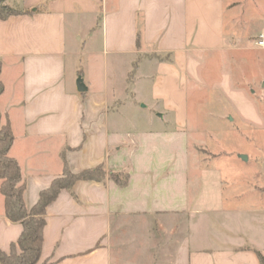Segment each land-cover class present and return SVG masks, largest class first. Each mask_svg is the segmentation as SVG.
Masks as SVG:
<instances>
[{"label":"crops","instance_id":"0c3cea01","mask_svg":"<svg viewBox=\"0 0 264 264\" xmlns=\"http://www.w3.org/2000/svg\"><path fill=\"white\" fill-rule=\"evenodd\" d=\"M3 4L22 12L0 18V79L5 87L0 112L15 137L10 156L21 168L27 207L63 177L65 165L74 174L101 165L107 173L102 182L77 181L47 207L40 264H133L130 249L139 264H261L258 219L247 216L252 211L221 209L218 224L227 236L222 233L220 246L212 247V236L199 218L202 168L197 195L191 197L193 152L197 164L202 163L200 145L190 133L192 68L197 63L198 80L199 75L212 77L215 69L218 83L239 91L229 71V63L236 61L227 56L252 48L237 45L239 34L233 27L227 32L225 15L240 3ZM85 55L90 59L87 72L79 69ZM221 62L225 72L218 70ZM80 76L85 93L77 89ZM124 172L129 174L125 187L109 178V173ZM212 187L213 203L223 204L220 184ZM0 196V249L9 253L22 226L7 219ZM240 212L247 226L236 221ZM187 217L186 231L180 227L177 234V223Z\"/></svg>","mask_w":264,"mask_h":264},{"label":"rangeland","instance_id":"374dc122","mask_svg":"<svg viewBox=\"0 0 264 264\" xmlns=\"http://www.w3.org/2000/svg\"><path fill=\"white\" fill-rule=\"evenodd\" d=\"M235 1L239 2L240 6L234 10H226L227 32L233 27L239 34L237 45L252 48L249 51L232 52L227 56V61H236L234 66L229 63V71L232 72L234 86L239 88V91L228 83H218V71L215 69L213 74L211 73L212 77L199 75L198 80L197 76H194L197 63L192 68V96L189 106L194 118L190 133L194 144L200 145L197 149L200 151L202 163L201 167L197 164L198 156L193 152L191 197L195 199L197 195L200 187L198 169L202 168L201 187L204 200L200 206L202 214L199 218L205 223V231L212 236L209 245L220 246L219 237L225 233L218 224L221 209L224 212L245 209L252 211V214L247 215L251 216L250 220L255 215L259 221H256L260 228H257L259 231L255 235L260 252L264 256V49L254 46L259 35L264 33L261 31L264 29V0ZM233 15L236 18H233ZM233 19L237 20L233 23ZM95 45L99 48L100 44L97 42ZM97 59H102V56ZM206 60L207 57L205 63L208 62ZM89 61L87 55L81 57L79 69H85L87 72ZM223 63L221 62L222 68H218L219 72H225ZM79 78L84 79L83 76ZM198 92H201V98ZM2 121H5L4 116ZM212 183L220 184L222 191L218 197L225 200L223 204L218 201L217 204L213 203L216 197L213 196L215 189ZM244 215L242 212L237 213L239 218H236V221L247 226L243 222L245 219H240L244 218ZM188 220V217L181 218L177 223V234L181 233L178 231L180 227L182 231H186ZM225 235L227 236L226 233ZM136 247L137 245H134V249ZM135 253L130 249L128 260L139 264Z\"/></svg>","mask_w":264,"mask_h":264},{"label":"trees","instance_id":"16d2710c","mask_svg":"<svg viewBox=\"0 0 264 264\" xmlns=\"http://www.w3.org/2000/svg\"><path fill=\"white\" fill-rule=\"evenodd\" d=\"M0 0V18L20 15L22 12L10 9ZM2 63L0 62V77ZM5 87L0 79V96ZM0 112V193L4 198L5 216L12 223L22 226V233L16 243L11 245L9 253L0 249V264H40L43 231L46 225V209L54 202L62 190H71L77 181L105 180L107 173L104 166L72 173L65 165L64 175L56 179L52 185L41 191L38 202L29 209L25 201L26 183L18 162L10 156L15 137L9 119L3 122ZM109 178L119 186L125 187L129 180L128 173H109ZM259 254L261 264L264 257ZM47 264V263H42Z\"/></svg>","mask_w":264,"mask_h":264},{"label":"water","instance_id":"95a60500","mask_svg":"<svg viewBox=\"0 0 264 264\" xmlns=\"http://www.w3.org/2000/svg\"><path fill=\"white\" fill-rule=\"evenodd\" d=\"M77 89L80 93L87 92V88L84 86L82 78H79V80L77 81Z\"/></svg>","mask_w":264,"mask_h":264},{"label":"built area","instance_id":"2783aa9c","mask_svg":"<svg viewBox=\"0 0 264 264\" xmlns=\"http://www.w3.org/2000/svg\"><path fill=\"white\" fill-rule=\"evenodd\" d=\"M256 46L260 49H264V33H261L259 35Z\"/></svg>","mask_w":264,"mask_h":264}]
</instances>
